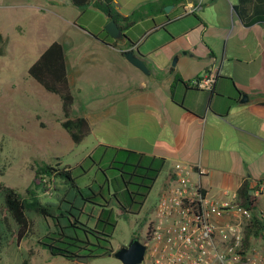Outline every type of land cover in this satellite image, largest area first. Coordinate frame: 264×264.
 <instances>
[{"label":"crops","instance_id":"obj_1","mask_svg":"<svg viewBox=\"0 0 264 264\" xmlns=\"http://www.w3.org/2000/svg\"><path fill=\"white\" fill-rule=\"evenodd\" d=\"M53 2L74 11L68 21L81 42L64 52L72 114L88 119L95 147L163 157L162 187L177 162L200 165L206 172L192 179L220 200L235 199L244 179L250 186L259 182L256 212L264 216V105L258 103L264 100V20L249 22L259 1L246 5L241 17L238 0H112L122 16L157 4L143 8L129 28L117 25V38L104 28L111 18L92 4L80 9L69 0ZM26 8L43 11L36 2ZM129 49L148 72L125 58ZM208 70L217 73L213 90L191 85ZM94 79L102 82L99 97L109 98L95 108L77 103ZM241 94L248 99L241 102Z\"/></svg>","mask_w":264,"mask_h":264},{"label":"trees","instance_id":"obj_2","mask_svg":"<svg viewBox=\"0 0 264 264\" xmlns=\"http://www.w3.org/2000/svg\"><path fill=\"white\" fill-rule=\"evenodd\" d=\"M71 4L84 9L92 4L99 11L113 19L122 29L129 28L141 16L143 8L155 2H148L127 16H122L112 7V0H69ZM252 8L249 22L264 20V0H258ZM253 0H238L236 9L244 16L245 6ZM3 37L0 34V44ZM3 48L0 46V54ZM64 46L53 40L29 66L27 74L47 92L56 94L61 104L60 125L76 144L89 133L91 124L84 116L72 114L74 96L67 75ZM179 78L175 76V82ZM264 105V100L258 101ZM77 166L60 163L44 164L35 168L32 184L26 194L0 181V251L1 235L6 230L11 239L19 243L34 226L39 228L37 243L52 256L75 260L79 256L97 257L113 255L112 239L117 216L136 214L154 186L165 160L128 148L100 144ZM93 168L94 176L84 182L82 175ZM55 178L65 185L66 194L42 200L38 191L57 189ZM259 182L250 186L244 179L235 191L238 205L251 212L243 228V248L253 246L252 238H261L264 245V216L256 212ZM73 197L69 198V192ZM79 198L81 204L77 205ZM76 199V200H75ZM8 216L13 227L8 224ZM44 222V223H43ZM10 241V240H9ZM264 247V246H263Z\"/></svg>","mask_w":264,"mask_h":264},{"label":"rangeland","instance_id":"obj_3","mask_svg":"<svg viewBox=\"0 0 264 264\" xmlns=\"http://www.w3.org/2000/svg\"><path fill=\"white\" fill-rule=\"evenodd\" d=\"M35 2L43 6V11L26 8ZM52 8H59L60 14L53 15ZM72 14L73 8L57 7L53 0H0V34L3 37L0 44L3 48L0 54V181L24 195L32 184L36 167L54 163L77 166L81 162L86 167L84 159L95 149L93 134H88L78 144L71 140L60 125L58 96L44 90L27 74L29 66L53 40L64 46L66 55L71 47L80 45L81 36L68 21ZM88 84L94 86L81 91L77 103L88 102L95 108L98 102H106L109 96L104 99L99 97L102 82L94 79ZM93 176V168L89 167L81 179L86 182ZM163 181L164 170L138 213L117 216L111 242L113 251L134 238L147 241V227L153 219ZM55 183L56 190L52 189L53 183L50 182L47 184L49 189L38 191L42 200L66 194L65 185L58 178H55ZM73 196L70 191L68 197ZM261 201L264 203V198ZM76 204H81L79 198ZM7 222L13 227L9 216ZM39 231L35 225L34 233L16 243L3 230L0 264H122L111 254L89 257L87 262L54 257L37 243ZM251 241L254 247L264 249L261 238H252ZM140 264L148 263L143 261Z\"/></svg>","mask_w":264,"mask_h":264},{"label":"built area","instance_id":"obj_4","mask_svg":"<svg viewBox=\"0 0 264 264\" xmlns=\"http://www.w3.org/2000/svg\"><path fill=\"white\" fill-rule=\"evenodd\" d=\"M216 71L191 80L199 89L213 90ZM206 168L177 162L172 177L159 192L147 227L144 260L148 264H264V249L243 248V228L251 212L220 200L192 179ZM260 187L253 191L260 192Z\"/></svg>","mask_w":264,"mask_h":264},{"label":"water","instance_id":"obj_5","mask_svg":"<svg viewBox=\"0 0 264 264\" xmlns=\"http://www.w3.org/2000/svg\"><path fill=\"white\" fill-rule=\"evenodd\" d=\"M106 31L109 32V34L112 37H119L121 34V30L118 28L117 24L113 19H110L105 27ZM125 58L135 65L136 68L142 70L143 72H148V69L144 63V61L138 57L135 56V53L133 50L129 49L126 53H124ZM176 59V56L173 58V64ZM247 94H241L240 101H246ZM144 253H145V245L144 242L140 241L138 238H134L131 240V242L127 243L125 246H121L117 250L113 252V256L118 258L122 264H140L144 260ZM88 256H79L75 260L76 261H82L87 262Z\"/></svg>","mask_w":264,"mask_h":264}]
</instances>
